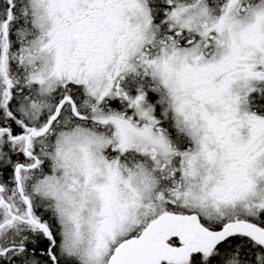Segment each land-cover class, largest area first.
<instances>
[{"label":"snow or ice","instance_id":"6c2138e0","mask_svg":"<svg viewBox=\"0 0 264 264\" xmlns=\"http://www.w3.org/2000/svg\"><path fill=\"white\" fill-rule=\"evenodd\" d=\"M0 264H264V0H0Z\"/></svg>","mask_w":264,"mask_h":264}]
</instances>
